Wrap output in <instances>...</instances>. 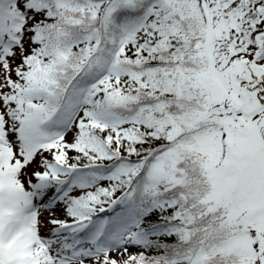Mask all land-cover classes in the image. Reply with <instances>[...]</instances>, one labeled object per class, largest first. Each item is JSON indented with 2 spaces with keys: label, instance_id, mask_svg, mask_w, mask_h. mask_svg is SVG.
I'll return each mask as SVG.
<instances>
[{
  "label": "snow or ice",
  "instance_id": "1",
  "mask_svg": "<svg viewBox=\"0 0 264 264\" xmlns=\"http://www.w3.org/2000/svg\"><path fill=\"white\" fill-rule=\"evenodd\" d=\"M0 264H264V0H0Z\"/></svg>",
  "mask_w": 264,
  "mask_h": 264
}]
</instances>
